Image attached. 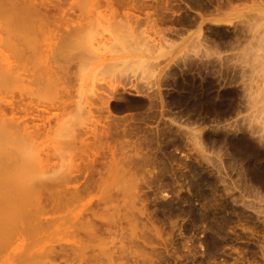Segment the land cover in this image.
<instances>
[{"label": "rangeland", "instance_id": "374dc122", "mask_svg": "<svg viewBox=\"0 0 264 264\" xmlns=\"http://www.w3.org/2000/svg\"><path fill=\"white\" fill-rule=\"evenodd\" d=\"M104 1L64 0L42 55L0 72L51 118L19 152L0 140V264H264V0ZM88 159L90 189L64 180ZM37 186L65 206L41 212Z\"/></svg>", "mask_w": 264, "mask_h": 264}, {"label": "bare ground", "instance_id": "6f19581e", "mask_svg": "<svg viewBox=\"0 0 264 264\" xmlns=\"http://www.w3.org/2000/svg\"><path fill=\"white\" fill-rule=\"evenodd\" d=\"M106 1V4L107 6L110 8H115V5L117 6H121L123 8H125L127 11H128V15L131 14V12L129 13V10L132 9V10H136L138 8H140V6H143L144 3L143 1L145 0H141L139 2H136V0H105ZM104 1V2H105ZM64 2V0H0V13H4V14H7L6 16H3L5 18H3L4 23L0 25V72L2 73H6V75H11L10 78L12 77H15V76H20L22 77V75H17L15 74L17 69L19 70V64H17L18 62H22L25 60L24 59H29L31 57H37L40 55H42L41 53L43 52V50L41 49V45L43 44L44 41H46L45 39V34L47 33L49 35V28H50V25L51 24H56L57 26H60L62 24L63 21H65L64 17L61 15L59 16V18L61 19H57V20H54V18L56 19V17L54 15H48L51 13V11H61L60 9V6L62 5V3ZM77 3V2H75ZM166 5V4H165ZM118 8V7H117ZM59 9V10H58ZM113 9V10H114ZM9 10V11H8ZM63 11V10H62ZM125 11V10H124ZM127 13V12H126ZM10 14V15H9ZM148 14V13H147ZM152 14V13H150ZM149 15V14H148ZM53 16V17H51ZM132 16V15H131ZM193 16V15H192ZM191 16V18H192ZM63 17V19L61 18ZM136 17V16H135ZM150 17V16H149ZM53 18V19H52ZM199 18V17H197ZM196 17H193L192 19L187 18L189 20V22H196L195 20L197 19ZM150 20V19H149ZM157 20V19H156ZM153 21L154 23H156L155 19L154 20H151ZM187 22V21H186ZM188 22V23H189ZM154 23H152L153 25H155ZM192 25V24H191ZM195 25V24H193ZM169 31V30H168ZM173 31V30H172ZM46 32V33H45ZM170 32V31H169ZM51 35V34H50ZM54 36V34H53ZM47 37V36H46ZM257 37V36H256ZM260 38V37H259ZM258 38V40H259ZM262 39V38H261ZM48 40V39H47ZM257 42V41H256ZM260 42V41H259ZM263 42V41H262ZM46 42H44L45 44ZM264 43V42H263ZM10 45L12 46L11 48H8L6 49V45ZM260 44V43H259ZM264 45V44H263ZM258 46V45H257ZM262 46V44H261ZM260 46V48L262 49V47ZM255 47V46H254ZM259 48V47H258ZM259 48V49H260ZM252 49V48H251ZM264 51V48L263 50ZM53 52V51H52ZM251 52V51H250ZM254 52V51H253ZM262 53V52H261ZM44 54V53H43ZM259 54H260V50H259ZM45 55V54H44ZM246 54H244L243 56H245ZM248 55V54H247ZM253 55V54H252ZM255 55V54H254ZM253 55V56H254ZM48 56V55H47ZM252 56V57H253ZM257 56V55H256ZM264 56V55H263ZM228 57V56H227ZM251 57V58H252ZM51 58V57H50ZM192 58V57H191ZM223 58V57H222ZM234 58V57H233ZM260 58V57H259ZM258 58V59H259ZM264 58V57H263ZM33 59V58H32ZM36 59V58H35ZM39 59V58H38ZM243 59V58H242ZM245 59V58H244ZM254 59V58H253ZM256 59V58H255ZM40 60V59H39ZM49 60V58H48ZM52 60V59H51ZM250 60V59H249ZM260 60V59H259ZM258 60V62H259ZM263 60V59H261ZM28 61V64H29V60ZM38 61V60H37ZM36 61V62H37ZM44 61V60H43ZM47 61V60H45ZM192 61V60H191ZM218 61V60H217ZM229 61V60H228ZM227 61V62H228ZM233 61V60H232ZM240 61V60H239ZM257 61V59H256ZM255 61V62H256ZM34 62V60L32 61ZM39 62V61H38ZM187 62V61H185ZM230 62V61H229ZM245 62V61H244ZM250 62V61H249ZM261 62V61H260ZM35 63V62H34ZM190 63V62H189ZM197 63V62H196ZM254 63V62H253ZM32 64V63H30ZM185 64V63H184ZM183 64V65H184ZM241 64L243 65V62H241ZM250 64V63H249ZM248 64V65H249ZM182 65V64H181ZM191 65V64H190ZM253 65V64H252ZM196 66V65H195ZM229 66V65H228ZM239 66V65H238ZM23 68L25 67V65L22 66ZM186 67V66H185ZM260 67V65H259ZM262 68H264V66L261 65ZM182 68V67H181ZM243 69V68H242ZM250 69V68H249ZM255 69V68H253ZM261 69V68H260ZM256 70V69H255ZM259 70V69H258ZM257 71V70H256ZM262 72V71H261ZM235 73V72H234ZM241 73V72H240ZM253 73V72H252ZM259 73V72H257ZM243 74V73H242ZM254 74V73H253ZM50 75V74H49ZM220 75V74H219ZM245 75V74H244ZM251 75V74H250ZM256 75V73H255ZM259 75V74H258ZM4 76V75H3ZM254 76V75H253ZM5 77V76H4ZM7 77V76H6ZM29 77V76H28ZM32 77V75H31ZM34 77V75H33ZM38 77V76H36ZM44 77H47V76H44ZM251 77V76H250ZM261 77V76H260ZM39 78V77H38ZM37 79V78H36ZM41 79V78H39ZM49 79V78H48ZM251 79V78H250ZM33 81V79H31ZM10 81L12 80H9L8 82L6 83H0L1 86H0V140L1 141H5L6 143L9 142V144L11 145H7L6 143H4L5 145H3V143H0V149L2 150L4 147V151L6 150L7 151V148L8 150L9 149H13L11 148L12 145L14 146H17V149L18 150L17 152H19V149H18V146H21L19 145L21 143V141L23 139H27L29 137H33V135L37 134L38 131H40L41 128H44L45 130L47 128H49V122H50V117H48L47 115H45L46 113H48L50 111V108L49 109H39V107L37 105H33V102L31 101L32 99V95L29 96L28 93H23L24 91L27 92V90H20V95L21 96L19 98V100H16L14 98H12V100H7L5 99V97H3L2 93H5L7 92L8 88H11L12 85H9L8 83H11ZM29 81V80H28ZM258 81V80H257ZM2 82V81H1ZM244 82V81H243ZM35 83V82H33ZM39 83V81H38ZM252 83V82H250ZM254 83V82H253ZM252 83V85H253ZM263 83V82H262ZM258 84V83H257ZM257 84H255L257 86ZM264 84V83H263ZM251 85V86H252ZM262 85V84H261ZM8 87V88H7ZM38 87H41L40 85H38ZM263 87V85L261 86ZM46 88V87H45ZM245 88V87H244ZM264 88V87H263ZM38 89V88H37ZM41 89V88H40ZM39 89V90H40ZM248 90H249V87H248ZM263 90V89H262ZM9 91V90H8ZM37 91V90H36ZM42 91H44L42 89ZM250 91V90H249ZM253 91V90H252ZM256 91V90H255ZM12 92V91H11ZM30 92V91H29ZM39 92V91H38ZM37 92V93H38ZM259 92V91H258ZM32 93V92H30ZM63 93V92H62ZM61 93V94H62ZM248 93V92H247ZM257 93V92H256ZM2 94V95H1ZM17 94V93H16ZM42 94V93H41ZM53 94V93H52ZM245 94V93H244ZM255 94V93H254ZM258 94V93H257ZM260 94V93H259ZM36 95V94H35ZM51 95V94H50ZM58 95V94H57ZM64 95V94H63ZM34 96V95H33ZM46 96V95H45ZM55 96V94H54ZM252 96V95H251ZM31 97V98H29ZM37 97V96H36ZM58 97V96H57ZM249 97V96H248ZM31 99V100H30ZM40 99V98H39ZM250 99V97H249ZM25 100H28V101H25ZM30 100V101H29ZM34 100V99H33ZM264 101V99H262ZM247 101V100H246ZM251 101V100H250ZM258 101V100H257ZM60 103L57 104V108L58 109H62V110H65L67 108V105H66V102L63 100V101H58ZM256 102V101H255ZM254 102V103H255ZM259 102V101H258ZM105 104V103H104ZM245 104V103H244ZM248 104V103H247ZM256 104V103H255ZM260 104V103H259ZM261 104H264L263 102H261ZM254 106V105H253ZM260 106V105H259ZM258 107V106H256ZM262 107V106H261ZM52 108V107H51ZM56 108V106H55ZM54 109V108H53ZM250 109V107H249ZM258 109V108H257ZM262 109V108H261ZM247 111V110H246ZM259 111V110H258ZM263 111V110H262ZM264 112V111H263ZM262 112V114H263ZM253 113V112H252ZM255 114V112H254ZM253 116V114H251ZM261 115V114H260ZM248 116V115H247ZM262 116V115H261ZM249 119V118H248ZM261 119V118H260ZM259 119V120H260ZM253 119L251 118L250 121H252ZM35 121H42L41 124L39 123H35ZM244 121V120H243ZM249 121V120H248ZM247 121V122H248ZM256 121V120H255ZM261 121V120H260ZM254 122V121H253ZM257 122V121H256ZM264 122V121H263ZM47 123V124H46ZM243 123V122H242ZM262 124V122H260ZM251 124V123H250ZM258 124V123H257ZM46 125L48 127H46ZM259 125V124H258ZM93 126V125H92ZM256 126V125H254ZM254 126L252 127L254 129H258L257 127L254 128ZM261 126V129L263 131V126L262 125H259ZM46 127V128H45ZM263 127V128H262ZM249 128V127H248ZM85 129V128H84ZM260 129V127H259ZM258 129V130H259ZM245 130V129H244ZM258 130H255L256 132ZM85 131L87 133H93L95 134V129H92L91 127H87L85 129ZM97 131V130H96ZM261 131V130H260ZM41 132V131H40ZM39 132V133H40ZM246 132V131H245ZM98 133V132H97ZM250 133V132H249ZM259 133V132H258ZM86 134V133H85ZM99 134V133H98ZM257 134V133H256ZM254 134L253 132V135H256ZM264 134V133H263ZM29 135V136H28ZM31 135V136H30ZM75 135V134H74ZM258 135V134H257ZM96 136V135H95ZM256 137V136H255ZM258 137V136H257ZM260 139L262 140L264 138V136L261 134L260 136ZM2 138V139H1ZM4 138V139H3ZM78 138V137H77ZM81 138V137H80ZM242 138V137H241ZM247 138V137H246ZM249 138V137H248ZM7 139H10V140H6ZM25 139V140H26ZM258 139V138H257ZM240 140V138H239ZM246 140V139H245ZM244 140V141H245ZM261 140H258L261 141ZM264 140V139H263ZM263 140L261 141L263 143ZM70 141V140H69ZM74 141V140H73ZM77 141V139L75 140ZM75 141L72 144L75 143ZM79 141V140H78ZM81 141V146L83 149V152L85 153L86 150H91L93 151V148L94 146L91 145L90 142H87L86 140H80ZM243 141V142H244ZM237 142V141H236ZM240 142H242V139L240 140ZM239 142V143H240ZM260 142V143H261ZM27 143V142H25ZM250 143V142H249ZM23 144V142L21 143ZM96 144V143H95ZM241 144V143H240ZM248 144V143H246ZM3 145V146H1ZM25 145V144H24ZM94 145V144H93ZM252 145V144H250ZM256 145V144H255ZM7 146V148H6ZM23 146V145H22ZM237 146V145H236ZM239 146V145H238ZM249 146V145H248ZM258 146V144H257ZM33 147V145H32ZM99 147V146H98ZM245 147V146H244ZM247 147V146H246ZM250 147V146H249ZM241 148V147H239ZM251 148V147H250ZM27 149V148H26ZM29 149V148H28ZM80 150V148H78ZM97 149V148H96ZM253 149V148H252ZM77 150V149H76ZM78 150V151H79ZM85 150V151H84ZM95 150V149H94ZM240 150V149H239ZM244 150V148H243ZM251 150V149H249ZM12 151V150H11ZM25 151V149H24ZM77 151V152H78ZM90 151V152H91ZM246 151V150H245ZM254 151V150H253ZM13 152V151H12ZM29 152V151H28ZM43 152V151H42ZM76 152V153H77ZM95 152V151H93ZM92 152V153H93ZM242 152V151H241ZM248 152V150L246 151ZM256 152V151H254ZM21 153V152H20ZM40 153V152H39ZM74 153V152H73ZM81 153V152H80ZM97 153V152H95ZM249 153V152H248ZM247 153V154H248ZM78 154V153H77ZM82 154V153H81ZM28 155V154H27ZM35 155V154H34ZM250 155V154H249ZM255 154H253L254 156ZM78 156V155H77ZM76 156V157H77ZM96 156V155H95ZM74 157V156H73ZM29 158V157H28ZM34 158V157H33ZM95 158V157H94ZM77 159V158H76ZM42 160V159H41ZM72 160V159H71ZM89 160V159H88ZM87 160L86 164L83 163H78V164H72L73 166V169L71 170V172L69 173L70 176L68 175L67 177L65 176L64 180H66V178L69 180L68 177H70V179H78L79 176H82V175H85V177H87V180H88V183H86V185L84 186V190H88L90 189V185L93 184L94 182V178H93V175H94V171H96L95 167L97 165V160L96 159H90L89 161ZM38 163V162H36ZM41 163V162H40ZM252 169V168H251ZM253 170H256V169H253ZM252 171V170H251ZM252 173V172H251ZM253 173L255 174L256 172L253 171ZM260 174V173H259ZM91 175V177L89 176ZM89 176V178H88ZM253 176V175H252ZM258 176V174H257ZM256 176V178H257ZM259 177V176H258ZM264 184V183H263ZM44 189V186H37L35 188L36 192H35V198H38V207H39V210L41 212H51V211H55V210H59V207H63L65 206V204H58V203H55L57 201H53V197H51L50 195V199H49V203L50 205H52L51 207L48 206V203L46 202V204H44L45 200L42 198V197H39L38 193H41V191ZM83 189V188H82ZM79 193V190L77 188L76 190V194ZM48 199V198H47ZM46 199V200H47ZM43 201V202H42ZM63 205V206H61ZM87 210L89 211V209L87 208ZM84 213V212H83ZM94 214V213H93ZM82 216V215H81ZM80 216V217H81ZM92 216V215H91ZM102 216V215H101ZM100 216V217H101ZM83 218V217H82ZM102 218V217H101ZM87 220V219H86ZM95 219H88V221H86V224L85 225V228H86V231L90 234H93L92 236H96L97 234H94V233H98V231L100 230V225L97 224V220L94 221ZM108 220V219H107ZM102 222H106V226L109 224L106 220L104 219H101ZM112 221V220H111ZM82 222V221H81ZM101 222V223H102ZM114 222V221H113ZM85 223V221H84ZM103 224V223H102ZM111 224V222H110ZM109 224V225H110ZM108 225V226H109ZM84 228V227H83ZM85 231V230H84ZM85 231V232H86ZM89 234H88V237H89ZM90 234V235H91ZM79 239V238H78ZM81 241V240H80ZM78 242V241H76ZM83 241H81L82 243ZM78 244V243H76ZM80 244V242H79ZM84 244V242H83ZM87 243L84 244V246L86 245ZM77 246V245H76ZM87 247V245H86ZM85 248V247H84ZM83 248V245L81 246H78V249H76V251H80V254H81V251L84 250V253H85V249L87 250V248L84 249ZM74 250V249H73ZM75 251V250H74ZM83 252V251H82ZM87 252V251H86ZM66 253H68L66 251ZM76 253V252H75ZM62 252L60 253L59 256H61ZM79 254V256H80ZM83 254V253H82ZM81 254V255H82ZM64 255V253H63ZM65 255H68V254H65ZM76 255V254H75ZM86 257V260H89L90 257L88 255H85L83 254V260H85V257ZM88 256V257H87ZM67 257V256H66ZM80 258V257H79ZM89 258V259H87ZM81 261L79 262L78 260V263L80 264H83V262L85 261ZM87 263H89L88 261H86ZM86 263V264H87ZM56 264V263H55ZM85 264V263H84ZM91 264V263H90Z\"/></svg>", "mask_w": 264, "mask_h": 264}]
</instances>
